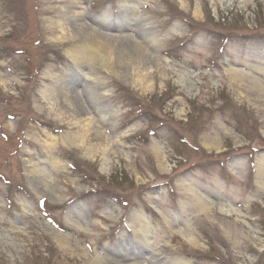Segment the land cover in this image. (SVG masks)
<instances>
[{"label": "rangeland", "instance_id": "1", "mask_svg": "<svg viewBox=\"0 0 264 264\" xmlns=\"http://www.w3.org/2000/svg\"><path fill=\"white\" fill-rule=\"evenodd\" d=\"M71 8L151 86L72 60ZM263 88L264 0H0V264H264Z\"/></svg>", "mask_w": 264, "mask_h": 264}, {"label": "bare ground", "instance_id": "2", "mask_svg": "<svg viewBox=\"0 0 264 264\" xmlns=\"http://www.w3.org/2000/svg\"><path fill=\"white\" fill-rule=\"evenodd\" d=\"M76 16H77V12L72 10L71 8L68 9L67 11H61L60 18L57 17L56 20H54V22L52 21V23H54L56 26L59 27V33L57 34L56 39H59L61 41L63 39H71V40L73 39L69 47L65 49L66 54L69 55L72 58V60L78 61V59L80 58L84 62H90V63L94 60H98L102 62V64H104L106 68H108L109 71H111L112 73H116L119 76L122 75L123 77L125 76L129 77L131 83L139 87L140 89L151 86L149 82L153 81L155 72L147 71V67L145 66L144 59L146 58L148 60L149 58L150 59L154 58V61L156 62L158 61V57L153 56L151 53H149V49H147L143 43L137 42L135 39L133 41L134 42L133 51L135 53L133 54L128 53L127 55L125 54L126 56H123L124 54L115 52V47L112 43L107 42L105 40V38L108 37L107 35H105L102 31L90 28L85 23L75 24V25H77L79 28H86V29L88 28L87 30L90 31L89 36H91V38L77 40V38L74 37V32L72 30L73 28L71 29L67 24V20L69 21L70 19L74 20ZM148 37L147 39H149ZM121 38L123 39L130 38L133 40V37L129 35L123 36ZM149 42H151V40H149ZM116 63H119L121 65L122 64L127 65V67L131 69L127 73H124L115 68ZM257 84H259V82H257ZM260 85L263 84L260 83ZM101 88L102 87L100 86L99 89ZM60 93L62 94L61 97L62 103L66 105L67 108H71V105H73L70 100L72 95H74V97L75 96L78 97V101L80 102L82 107H86L89 103L95 102V98L92 96V94L89 91L84 90V88L81 91H77L71 86H69V84H66L65 87L62 86V90ZM48 95L46 94L44 97L49 100L53 98L51 94ZM53 103H50L51 106L54 105ZM93 122L94 120L91 117H87L82 122L78 131H76L73 134L72 133L69 134L70 136L69 139L71 141V144L75 147L76 144L86 147V151H87L86 154L89 157H91V155L94 154V148L97 149V145L101 144L100 140L103 139L104 137V133L101 132L99 136L97 135V137H95L94 139L87 141L86 138L88 137L87 132L93 125ZM103 151L105 152L107 151V149L104 147ZM103 161H104L103 162L104 165L106 163V159H103ZM26 166H28L27 170L30 173L36 170L35 166L31 164L30 165L27 164ZM60 236H61L60 238L62 239L65 238V236L63 235ZM181 236L191 246H199L197 239L193 235H189L181 232ZM151 262L154 263V260L152 259Z\"/></svg>", "mask_w": 264, "mask_h": 264}]
</instances>
